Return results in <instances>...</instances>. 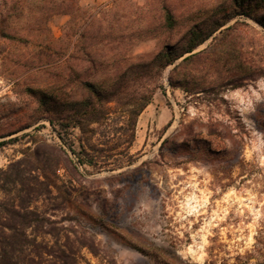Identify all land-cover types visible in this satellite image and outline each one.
<instances>
[{"label": "rangeland", "instance_id": "rangeland-1", "mask_svg": "<svg viewBox=\"0 0 264 264\" xmlns=\"http://www.w3.org/2000/svg\"><path fill=\"white\" fill-rule=\"evenodd\" d=\"M161 2L0 0V253L20 241L14 264H264V28L229 17L232 0L176 5L226 6L200 15L207 30L229 18L163 70L130 144L114 101L80 130L79 73L107 78L185 33L162 29Z\"/></svg>", "mask_w": 264, "mask_h": 264}, {"label": "trees", "instance_id": "trees-1", "mask_svg": "<svg viewBox=\"0 0 264 264\" xmlns=\"http://www.w3.org/2000/svg\"><path fill=\"white\" fill-rule=\"evenodd\" d=\"M61 11L68 12L65 2L69 0H50ZM180 0H162L161 10V27L165 31H173L178 26H186L183 36L175 43H164L162 48L155 54L148 57H140L137 61L130 63L125 68H118L107 78L91 81L82 79L79 73V87L83 90L82 98L79 100V127L82 133H93L95 130L91 128L92 124H98L106 118L107 112L105 104L108 102H116V105L127 114L126 129L128 136L126 142L130 144L134 139L137 118L143 109L151 102L154 91L161 87L160 80L163 70L172 65L177 59L182 58V62H187L193 58L196 53L193 50L203 43L210 34L220 28L229 17L244 15L255 20L264 28V0H232L231 14L229 17L221 16L214 20L212 29L204 28L202 20H197L200 15L211 12L215 15L226 14V6L219 4L212 8L198 10L196 12L178 13ZM235 21L234 24H237ZM226 27V29H228ZM83 33L79 37H83ZM122 38V37H121ZM79 55V60H80ZM83 59V58H82ZM85 60L96 63V59L91 53L86 54ZM177 66V65H176ZM176 66L172 69L175 70ZM141 82V93L134 95L129 92V82ZM169 84L176 86L173 82L172 74L168 77ZM97 165L96 162H92ZM20 241L6 242V247L0 255L7 258L9 264H14L11 256L20 247ZM10 253V255H8Z\"/></svg>", "mask_w": 264, "mask_h": 264}]
</instances>
